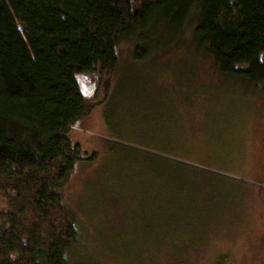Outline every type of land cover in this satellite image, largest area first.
<instances>
[{
	"label": "rangeland",
	"instance_id": "1",
	"mask_svg": "<svg viewBox=\"0 0 264 264\" xmlns=\"http://www.w3.org/2000/svg\"><path fill=\"white\" fill-rule=\"evenodd\" d=\"M192 28L78 75L100 102L68 133L96 157L61 189L82 264H264V82L220 72Z\"/></svg>",
	"mask_w": 264,
	"mask_h": 264
},
{
	"label": "trees",
	"instance_id": "2",
	"mask_svg": "<svg viewBox=\"0 0 264 264\" xmlns=\"http://www.w3.org/2000/svg\"><path fill=\"white\" fill-rule=\"evenodd\" d=\"M187 24L220 72L264 82V0H0V264H82L61 189L77 162L96 157L68 133L100 102L78 75L111 68L123 40L138 38L141 58L152 30L177 35Z\"/></svg>",
	"mask_w": 264,
	"mask_h": 264
}]
</instances>
